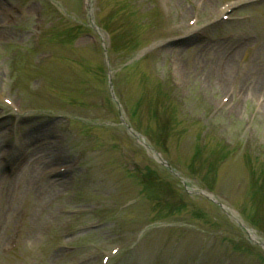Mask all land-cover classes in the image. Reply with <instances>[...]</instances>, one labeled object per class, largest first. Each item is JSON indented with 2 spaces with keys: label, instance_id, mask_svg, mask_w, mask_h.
Segmentation results:
<instances>
[{
  "label": "rangeland",
  "instance_id": "374dc122",
  "mask_svg": "<svg viewBox=\"0 0 264 264\" xmlns=\"http://www.w3.org/2000/svg\"><path fill=\"white\" fill-rule=\"evenodd\" d=\"M61 1L80 11L81 0ZM231 3L244 6L224 19ZM92 5V18L114 36L109 66L106 31L100 36L64 19L54 0H0V106L7 107L6 98L18 110V101L51 106L21 117L29 132L23 141L20 133L5 142L11 119L0 118V264H101L104 256L109 264H264V160L246 166L251 157L264 159V0ZM193 17L204 28L201 36L160 46L185 32ZM43 20L47 37L33 53L31 37ZM13 48L32 61L20 69L18 89ZM46 53L51 59L36 68L33 60ZM67 62L87 75L93 93L89 86L85 96L49 88L34 100L39 70L57 86L78 84ZM256 69L261 77L248 75ZM103 100L105 109L98 106ZM70 108L86 121L99 116L103 125L88 128L68 118ZM134 132L166 154L158 156ZM4 155L19 163L13 174L2 169ZM65 162L78 167L56 174ZM215 163H221L216 170ZM194 176L205 178L226 206ZM246 194L253 203L241 211ZM114 248H120L116 255Z\"/></svg>",
  "mask_w": 264,
  "mask_h": 264
},
{
  "label": "bare ground",
  "instance_id": "6f19581e",
  "mask_svg": "<svg viewBox=\"0 0 264 264\" xmlns=\"http://www.w3.org/2000/svg\"><path fill=\"white\" fill-rule=\"evenodd\" d=\"M193 38H191V39H189V40H192ZM188 41V40H187ZM234 53H232V55H230L229 57H228V68H229V72L230 71H232V70H234L235 69V65H234ZM248 75H251V76H254V77H261V69H256V70H253V71H251L250 72V74L248 73ZM225 80H226V77H225ZM225 80H223V81H225ZM2 181H5L4 180V178H0ZM54 178H52V180H53ZM53 183H51V185H52ZM3 214H1L0 215V218H1V216H2ZM4 217L2 216V219H3ZM3 233V225H1V227H0V234H2ZM252 237H254L255 239H258L257 238V236H255L254 234H252Z\"/></svg>",
  "mask_w": 264,
  "mask_h": 264
}]
</instances>
